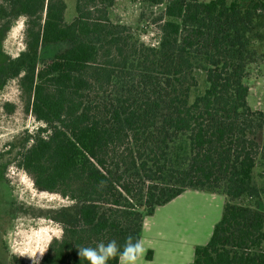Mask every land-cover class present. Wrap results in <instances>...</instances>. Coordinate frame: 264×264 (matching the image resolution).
I'll return each instance as SVG.
<instances>
[{
	"label": "trees",
	"instance_id": "16d2710c",
	"mask_svg": "<svg viewBox=\"0 0 264 264\" xmlns=\"http://www.w3.org/2000/svg\"><path fill=\"white\" fill-rule=\"evenodd\" d=\"M115 1L76 0L71 22L66 0L0 1L1 18L27 19L7 77L46 126L18 166L78 214L40 264H88L78 247L141 238L145 217L187 190L229 198L190 264H264V212L234 203L250 194L258 166L264 179V112L248 104L233 27L244 0H148L165 5L157 46L110 19ZM251 3L249 15L262 16L264 0ZM56 43L67 47L39 64L41 47Z\"/></svg>",
	"mask_w": 264,
	"mask_h": 264
},
{
	"label": "rangeland",
	"instance_id": "374dc122",
	"mask_svg": "<svg viewBox=\"0 0 264 264\" xmlns=\"http://www.w3.org/2000/svg\"><path fill=\"white\" fill-rule=\"evenodd\" d=\"M66 4L65 20L71 22L76 16V0H66ZM251 4V0L242 1L241 16L233 27L245 50L241 63L246 72L243 83L249 88L248 104L253 111L264 112V14L258 16V12L252 11L249 15ZM164 10L165 5H154L148 0H116L110 19L130 27L141 42L157 46L162 36L158 19ZM26 20L15 15L0 17V239L9 264H40L50 241L61 236L66 219L78 215L76 204L57 193L40 191L32 176L18 166L31 139L39 128L46 127L25 112L18 81L7 77L10 61L25 49ZM66 47V43L42 46L38 63L53 59ZM200 75L203 90L204 75ZM257 141L264 143V130L259 131ZM260 172L258 166L253 175V189L235 199L236 205L264 212V179ZM211 194L219 201L229 200L223 192ZM0 264H4L2 258Z\"/></svg>",
	"mask_w": 264,
	"mask_h": 264
},
{
	"label": "crops",
	"instance_id": "0c3cea01",
	"mask_svg": "<svg viewBox=\"0 0 264 264\" xmlns=\"http://www.w3.org/2000/svg\"><path fill=\"white\" fill-rule=\"evenodd\" d=\"M214 196L187 190L147 216L141 236L147 249L145 264H190L196 247L209 242L215 224L221 219L225 200L219 201ZM4 253L0 239V259L9 264Z\"/></svg>",
	"mask_w": 264,
	"mask_h": 264
},
{
	"label": "clouds",
	"instance_id": "9594fccd",
	"mask_svg": "<svg viewBox=\"0 0 264 264\" xmlns=\"http://www.w3.org/2000/svg\"><path fill=\"white\" fill-rule=\"evenodd\" d=\"M147 249L143 239L129 234L123 245L115 239L107 243L100 241L95 247H78L77 255L88 261V264H109L118 259V264H145L144 257Z\"/></svg>",
	"mask_w": 264,
	"mask_h": 264
}]
</instances>
